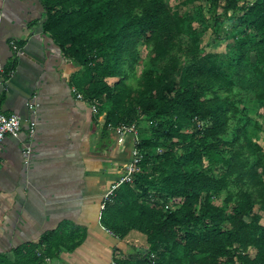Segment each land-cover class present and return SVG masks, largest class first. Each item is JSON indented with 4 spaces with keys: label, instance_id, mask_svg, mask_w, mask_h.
Segmentation results:
<instances>
[{
    "label": "trees",
    "instance_id": "trees-1",
    "mask_svg": "<svg viewBox=\"0 0 264 264\" xmlns=\"http://www.w3.org/2000/svg\"><path fill=\"white\" fill-rule=\"evenodd\" d=\"M201 1L184 0L198 4L194 14L171 0H42L45 29L83 68L78 91L107 128L139 127V168L101 219L121 238L145 234L149 247L115 264H264L254 212L264 210V148L254 139L262 123L252 115L264 107V0L226 1L217 24L228 19L238 36L226 51L208 50L197 32ZM221 191L224 206L214 203ZM55 234L0 264H47L67 245Z\"/></svg>",
    "mask_w": 264,
    "mask_h": 264
},
{
    "label": "crops",
    "instance_id": "crops-1",
    "mask_svg": "<svg viewBox=\"0 0 264 264\" xmlns=\"http://www.w3.org/2000/svg\"><path fill=\"white\" fill-rule=\"evenodd\" d=\"M46 18L42 0H0L1 108L24 118L19 136H7L0 148V255L52 231L67 245L47 264H111L131 251L132 239L148 243L136 230L119 237L101 219L135 138L107 128L106 114L79 96L81 67L45 29ZM28 120L37 125L27 159Z\"/></svg>",
    "mask_w": 264,
    "mask_h": 264
},
{
    "label": "rangeland",
    "instance_id": "rangeland-1",
    "mask_svg": "<svg viewBox=\"0 0 264 264\" xmlns=\"http://www.w3.org/2000/svg\"><path fill=\"white\" fill-rule=\"evenodd\" d=\"M227 0H202L201 1V11L203 12L204 17L200 18L198 20H195L194 26L197 29L198 33H202L203 35V43L207 47L208 50L214 49L218 51H226L229 49L230 46H232L235 41L237 40L238 36L235 35V31L233 28H231L228 24L229 20L225 19L224 23L222 25H218L219 17L224 19L225 13H224V7L226 5ZM251 3L255 0H249ZM171 3L175 9L185 11L188 10L189 12H194V14L197 11L198 4H185L184 0H171ZM234 9L230 8L228 11V14H233ZM241 26V24H239ZM218 31V33H217ZM253 32V31H252ZM220 33V34H219ZM141 52L143 55L146 53L145 47H140ZM141 67V65H139ZM141 69V68H139ZM83 70L81 67L80 72ZM79 72V73H80ZM260 114L252 113V115L256 118H258L262 123V128L257 130V132L254 135V139L257 140L262 147L264 148V107L259 108ZM145 119V118H144ZM141 129L143 132H146L147 134H144L143 136H147L151 134V123L148 120H143L141 122ZM157 150H162V147L157 148ZM225 192H217L214 194V203L219 204L221 206L223 205V202L221 201L222 198L225 196ZM254 212L261 214L262 219L261 222L264 224V210L259 207V205L255 206ZM247 220H250V217H247ZM134 238V236H133ZM129 244V243H128ZM144 244H148L143 240V237L141 239L134 238L132 239L131 243V251H128L126 253L127 257H134L137 255L138 250L145 251L143 249ZM249 252L252 256L255 255L256 250L254 247H250ZM119 256H122V254H119Z\"/></svg>",
    "mask_w": 264,
    "mask_h": 264
},
{
    "label": "built area",
    "instance_id": "built-area-1",
    "mask_svg": "<svg viewBox=\"0 0 264 264\" xmlns=\"http://www.w3.org/2000/svg\"><path fill=\"white\" fill-rule=\"evenodd\" d=\"M13 47L15 49H18V45L13 40L11 42ZM6 73V70L2 63H0V75H3ZM79 96L82 97L83 95L79 93ZM94 109L96 110V106H94ZM24 125V118L20 113L12 112V113H6L1 108V102H0V148L3 145L4 140L7 136H19V134L22 131ZM36 121L35 120H28V131H29V141L25 143L23 152L26 155V158L28 159L30 153L32 152V144L31 139L33 138L35 131H36ZM116 132L120 135H124L127 133L133 134L135 138L134 147L132 149L131 157L129 161H127L122 168L121 175L119 178L114 182V184L110 187V189L107 192V199H110L115 194V190L124 182H132L134 180V173L138 170V163L140 159L143 158V153L141 152L139 148V142H140V135H139V127L136 123L133 124H119L117 126H114ZM171 203L167 204V207H170ZM50 258H48V261ZM111 264H115L113 261Z\"/></svg>",
    "mask_w": 264,
    "mask_h": 264
}]
</instances>
